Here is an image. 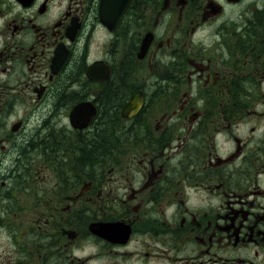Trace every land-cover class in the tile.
Segmentation results:
<instances>
[{
	"label": "flooded vegetation",
	"instance_id": "1",
	"mask_svg": "<svg viewBox=\"0 0 264 264\" xmlns=\"http://www.w3.org/2000/svg\"><path fill=\"white\" fill-rule=\"evenodd\" d=\"M0 264H264V0H0Z\"/></svg>",
	"mask_w": 264,
	"mask_h": 264
},
{
	"label": "rangeland",
	"instance_id": "2",
	"mask_svg": "<svg viewBox=\"0 0 264 264\" xmlns=\"http://www.w3.org/2000/svg\"><path fill=\"white\" fill-rule=\"evenodd\" d=\"M237 13L238 10H227L226 17L218 18L216 20H213L212 22V27L207 28L210 23H206L205 27L200 29L199 32L203 34V31H206L207 33H210L214 28L220 27L217 30L222 31L225 33L226 36L229 35V31H235V28L239 25V19L237 18ZM219 31H214V32H219ZM249 126L246 124H243L241 127L238 126L237 130L234 132L236 135L243 134L247 130ZM85 251L88 253L90 252V249H85Z\"/></svg>",
	"mask_w": 264,
	"mask_h": 264
},
{
	"label": "trees",
	"instance_id": "3",
	"mask_svg": "<svg viewBox=\"0 0 264 264\" xmlns=\"http://www.w3.org/2000/svg\"><path fill=\"white\" fill-rule=\"evenodd\" d=\"M111 93H110V96H108V94L106 93L107 96L104 95V98H103L104 99V104H105V107L107 108V110H111L112 109L111 106H110L109 101H110V98L112 97L114 92L112 91ZM100 137H102V135ZM101 139H103V138H101ZM92 147H93V150L91 151L92 155L98 154L102 149H104L103 144L101 146V142H99V141L94 142V145H92Z\"/></svg>",
	"mask_w": 264,
	"mask_h": 264
},
{
	"label": "water",
	"instance_id": "4",
	"mask_svg": "<svg viewBox=\"0 0 264 264\" xmlns=\"http://www.w3.org/2000/svg\"><path fill=\"white\" fill-rule=\"evenodd\" d=\"M120 12H121V10H119L117 14L119 15V14H120ZM103 16H104V15H103Z\"/></svg>",
	"mask_w": 264,
	"mask_h": 264
}]
</instances>
